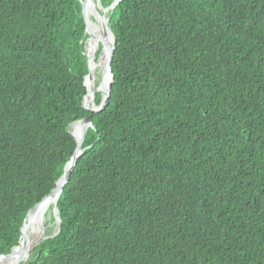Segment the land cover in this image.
Here are the masks:
<instances>
[{
    "label": "trees",
    "instance_id": "1",
    "mask_svg": "<svg viewBox=\"0 0 264 264\" xmlns=\"http://www.w3.org/2000/svg\"><path fill=\"white\" fill-rule=\"evenodd\" d=\"M109 26L107 103L26 264H264V0H120ZM84 28L78 0H0V255L89 115Z\"/></svg>",
    "mask_w": 264,
    "mask_h": 264
},
{
    "label": "water",
    "instance_id": "2",
    "mask_svg": "<svg viewBox=\"0 0 264 264\" xmlns=\"http://www.w3.org/2000/svg\"><path fill=\"white\" fill-rule=\"evenodd\" d=\"M119 1L120 0H113L108 7L103 8L100 0H79L85 24L84 35H87L90 38H95L100 43V52L95 62L92 63V65H89L88 72L83 78L85 94L82 98L81 106L89 113V115L68 125L67 131L75 142L74 151L70 159L66 162L63 173L55 181L54 188L33 207L31 215L20 227L18 244L12 247L8 254L0 255V263L12 262L11 264H26L29 255L34 251L40 242L46 239L54 238L59 232L60 217L56 206L57 200L63 187L67 184L70 178V174L76 160L84 151V148L80 145L82 137L89 128L94 129L91 114L98 113L104 108L110 94V87L113 83L110 63L112 61L113 50L115 47V38L110 30L108 22L112 10ZM86 10H88L93 17L95 24H98L95 29L92 27L90 19L88 18L89 13H86ZM96 65H100L99 68L101 70V76L103 79H106V82L103 84L101 81L100 87L88 91V87L85 83L92 77V71ZM96 92H101V98L97 105L93 101V96ZM50 197L53 198V201L49 207V213L45 214L44 205ZM38 212H41L37 220L42 229H44L47 224L52 223L55 224V230H53L49 236H43V234H40L36 241L30 242L28 233ZM51 219H53V221H51Z\"/></svg>",
    "mask_w": 264,
    "mask_h": 264
},
{
    "label": "bare ground",
    "instance_id": "3",
    "mask_svg": "<svg viewBox=\"0 0 264 264\" xmlns=\"http://www.w3.org/2000/svg\"><path fill=\"white\" fill-rule=\"evenodd\" d=\"M86 13H89V11L86 10ZM88 18L90 19V22L92 24V27L95 29V27L98 24H95V21H94V19L91 16L90 13L88 14ZM99 67H100V65L94 66L93 71H92V77L85 83L86 86L88 87V91H91L92 89H95V88L100 87L101 81H102L103 84L106 82V79H103L102 76H101V70H100ZM98 78H99V82H96V80ZM94 80H95V82H94ZM98 83H99V85H98ZM52 201H53V198L52 197H50L46 201V203L44 205L45 212L48 211V209H49ZM40 213L41 212H38L36 214V217H35V219L33 220L32 224H31V227H30V230H29V233H28L29 241L30 242L36 241L40 234L46 235L48 231L53 232V230H54V225H51V224L49 226H46L44 229H42L41 225L39 224V222L37 220L38 217H39V215H40ZM43 214H44V212H43ZM11 263L12 262H9V263L1 262L0 264H11Z\"/></svg>",
    "mask_w": 264,
    "mask_h": 264
},
{
    "label": "clouds",
    "instance_id": "4",
    "mask_svg": "<svg viewBox=\"0 0 264 264\" xmlns=\"http://www.w3.org/2000/svg\"><path fill=\"white\" fill-rule=\"evenodd\" d=\"M78 3H79V0H78ZM100 3H101V2H100ZM79 5H80V3H79ZM101 5H102V4H101ZM102 7H103V6H102ZM107 7H108V6H107ZM80 8H81V7H80ZM103 8H106V7H103ZM112 11H113V10H112ZM111 14H112V12H111ZM110 16H111V15H110ZM109 19H110V17H109ZM108 24H109V22H108ZM109 27H110V26H109ZM110 30H111V29H110ZM84 36H87V35H84ZM87 37H88V36H87ZM89 38H90V37H89ZM99 52H100V50H99ZM98 54H99V53H98ZM97 56H98V55H97ZM96 58H97V57H96ZM94 62H95V61H94ZM94 62H93V63H94ZM84 89H85V88H84ZM96 93H100V94H101V92H96ZM93 101H94V96H93ZM70 124H71V123H70ZM46 213H47V212H45V214H46ZM51 221H53V219H51ZM50 224L52 225V223H50ZM50 224H47L46 226H49ZM54 226H55V224H54ZM54 230H55V229H54ZM59 230H60V229H59ZM51 233H52V232H51ZM51 233H50V234L47 233L46 236L51 235ZM43 236H44V234H43ZM55 237H56V236H55ZM51 239H52V238H51ZM46 240H48V239H46ZM43 241H45V240H43ZM43 241H42V242H43ZM40 243H41V242H40ZM40 243H39V244H40ZM38 246H39V245H38ZM38 246H37V247H38ZM37 247H36V248H37ZM36 248L34 249V251L36 250ZM34 251H33V252H34ZM33 252L29 255V258L32 256ZM29 258H28V260H29ZM28 260H27V262H28Z\"/></svg>",
    "mask_w": 264,
    "mask_h": 264
},
{
    "label": "rangeland",
    "instance_id": "5",
    "mask_svg": "<svg viewBox=\"0 0 264 264\" xmlns=\"http://www.w3.org/2000/svg\"><path fill=\"white\" fill-rule=\"evenodd\" d=\"M94 82H95V80H94ZM96 82H99V78L96 80ZM98 85H99V83H98ZM48 213H49V209H48V212L46 214H48ZM52 225H54V224H52ZM47 233L50 234L51 231H48Z\"/></svg>",
    "mask_w": 264,
    "mask_h": 264
}]
</instances>
